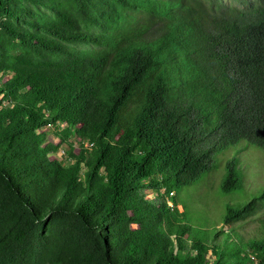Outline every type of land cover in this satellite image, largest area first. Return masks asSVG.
<instances>
[{
    "label": "trees",
    "instance_id": "obj_1",
    "mask_svg": "<svg viewBox=\"0 0 264 264\" xmlns=\"http://www.w3.org/2000/svg\"><path fill=\"white\" fill-rule=\"evenodd\" d=\"M262 200L264 0H0V264H264Z\"/></svg>",
    "mask_w": 264,
    "mask_h": 264
},
{
    "label": "rangeland",
    "instance_id": "obj_2",
    "mask_svg": "<svg viewBox=\"0 0 264 264\" xmlns=\"http://www.w3.org/2000/svg\"><path fill=\"white\" fill-rule=\"evenodd\" d=\"M225 1L228 2L230 0H225ZM247 148L249 150H254L255 149V151H254V157H255V160L256 161H254V165H253L255 167L254 169H256L258 166L260 167V165L262 163V156H261L260 152L258 151L257 147L247 145ZM62 153H63V150L62 149H59L58 150V154H62ZM52 156L53 155H51V157ZM215 182H217V178L216 177H215ZM175 193L176 192L173 190L169 194L173 196V195H175ZM146 196L148 198L153 199L154 198V191L153 190L146 191ZM169 204H171V202H169ZM180 208H181V206H180ZM263 211H264V200H262V201L259 202V204L256 207V210H254V214L259 213V212L261 213ZM215 216L216 215L213 214V217H215ZM211 223H212L213 226L215 225V222H214L213 218L211 220ZM242 223L248 228L249 226L255 225L256 224V220H255V218L250 217V220L243 221ZM133 226H135V225H133ZM43 230H44V228L40 227V232L42 231L43 232L42 235H45L46 234V231H43Z\"/></svg>",
    "mask_w": 264,
    "mask_h": 264
}]
</instances>
